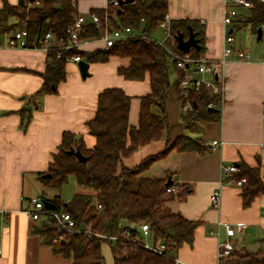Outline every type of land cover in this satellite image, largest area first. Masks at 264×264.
Returning <instances> with one entry per match:
<instances>
[{"label":"crops","instance_id":"obj_1","mask_svg":"<svg viewBox=\"0 0 264 264\" xmlns=\"http://www.w3.org/2000/svg\"><path fill=\"white\" fill-rule=\"evenodd\" d=\"M5 2L19 5L21 1L0 0V10ZM107 5L108 0H79L78 12L88 15ZM168 6L171 20H197L203 25L206 38L201 56L220 58L227 34L233 36L229 45L234 50L250 48L252 54L248 60H239L235 54L228 58L219 121H183L186 111L179 99L170 96V128L123 160L126 167H134L160 153L168 138L184 134L204 141L208 147L204 153L173 149L142 175L171 179L184 188L181 192L188 191L184 197L174 194L166 204L185 218L199 221L193 243L175 251L176 264H217L218 242L228 238L225 228L218 227L219 221L245 224L233 237L236 249L264 247V194L245 207L242 184L226 181L229 174L222 171L223 164L238 167L244 162L259 166L264 180V26L261 39L250 24L235 27L247 16V9L241 8L234 24L224 23L225 0H168ZM7 21L13 24L17 19L8 16ZM14 32L1 33L0 40L7 43ZM104 47L101 39L84 40L81 45L87 52ZM47 60L48 54L39 48L0 47V264H72V258L55 253L43 241L35 231L39 221L28 212L44 185L39 173L50 169L64 133L82 138L88 148L95 145L87 122L94 117L98 95L105 88L120 87L132 97L129 122L135 126L139 125L141 98L151 91L149 74L143 80L126 79L118 68L127 66L128 59L112 56L107 62H89L87 77L78 63L68 62L67 79L58 85L57 93L37 95ZM216 190L221 192L219 206L211 200ZM143 238L153 242L150 236ZM112 257L114 264L113 253Z\"/></svg>","mask_w":264,"mask_h":264},{"label":"trees","instance_id":"obj_2","mask_svg":"<svg viewBox=\"0 0 264 264\" xmlns=\"http://www.w3.org/2000/svg\"><path fill=\"white\" fill-rule=\"evenodd\" d=\"M24 4L4 3L0 10V34L26 27L31 45L38 43L48 31L54 32L55 39L68 40L69 28L78 12L79 0H23ZM168 0H132L119 7L92 10L101 15V26L93 22L85 25L80 35L83 39H100L107 28L130 26L153 35L159 22L168 14ZM8 16H14L16 23L9 24ZM107 17L109 25H105ZM174 36L184 33L189 37L190 29L199 39L200 49L192 48L195 57L205 49V29L197 20H171ZM250 24L255 30L264 26V3L254 2L247 9V16L236 26ZM168 45L178 54L186 52L177 47V42ZM53 49L48 54L46 68L42 73L43 84L37 95L57 93L58 85L67 79L68 58L80 55L88 62H107L112 56L126 57L127 66H120L118 73L126 79L143 80L150 76L151 91L141 98L139 125L129 122L132 97L120 87H107L98 95L95 115L87 122L88 130L96 138L92 148L86 147L82 138L66 132L57 153L53 156L47 172L39 173L45 186L61 189L73 176L82 191L76 192L68 202L60 195L42 198L56 204L57 211L70 212L76 221L75 230H69L56 223L47 209L48 215L39 220L35 231L43 241L51 245L55 253L72 258V264H107L103 254V244L108 243L114 256V264H176L175 251L185 243L192 244L199 221L185 218L166 204L175 195L167 193V187L174 182L166 178H149L142 172L157 159L173 149L178 151H198L204 153L208 147L200 138L184 134L175 139H167L165 148L158 154L143 159L134 167H126L125 157L130 156L141 145L160 139L170 128L167 100L170 96L186 101L181 95V80L184 72L170 59L165 47L158 42L141 37H131L116 42L109 48H98L92 52L82 49ZM173 65L176 79L170 81ZM189 100L192 108L183 113L187 123L219 121L220 95H211L201 87L191 91ZM214 102V107L209 103ZM25 112V109H21ZM30 119V115L28 116ZM80 149L88 157L84 162L68 151ZM236 171L225 179L237 182L242 178V198L245 207L264 194V180L259 166L241 162ZM51 176L46 177L45 174ZM171 181L170 184L168 182ZM187 189L180 192L184 197ZM102 204L103 210L98 208ZM124 222L131 229L124 234L118 225ZM147 223L153 242L158 239L168 244L169 251L159 253L145 246L140 239V225ZM90 229V232L86 230ZM118 236L115 240L103 239L98 234ZM226 264H264V247L257 250L235 249Z\"/></svg>","mask_w":264,"mask_h":264},{"label":"built area","instance_id":"obj_3","mask_svg":"<svg viewBox=\"0 0 264 264\" xmlns=\"http://www.w3.org/2000/svg\"><path fill=\"white\" fill-rule=\"evenodd\" d=\"M254 2L264 3V0H225V13H224V23L227 25L234 24L236 19L240 15L239 9H249L252 7ZM108 7H119L121 4L120 0H108ZM71 27L69 28V37L68 40L64 38L60 40H56L54 36V32L48 31L42 39L31 45L28 39V30L26 27L18 28L15 30L13 35L9 37L7 43H4L0 40V47L8 45L9 47H22V48H39L46 51L47 54L50 53L51 50L59 49V54L61 50H69V49H82L81 45L84 40L81 38V34L85 28V25L93 22L94 24L101 26L103 20H101V15L97 12H90L88 15L86 14H78L74 17ZM111 19L107 17L105 21V25H109ZM171 19L167 14L164 19H162L158 27L162 28L164 31V37L162 39H157L154 35H147L141 30H135L130 26H124L120 28H111L106 30L105 34L100 38L104 42L105 48H109L116 44V42L125 40L131 37H141L144 39H150L158 42L160 45L165 47L169 53L170 59L175 61V64L182 69L184 72L183 78L181 80V95L186 101L183 103L182 108L184 111H187L192 108V102L189 100L191 91L194 89H199L204 87L211 95L219 94L220 101L223 98V89L225 84V69L226 65L229 61V56L231 54H235L237 59L239 60H248L251 57V49H237L234 50L232 46L229 45L230 42L233 41V36L231 34H227L226 37V46L224 47L223 54L220 58H210L207 56H199L195 57L192 53H184L178 54L174 49H172L168 42L171 40L173 43L177 42L176 36H174L171 28ZM178 47V46H177ZM82 60L80 55H71L68 58V61H73L78 63ZM210 108L215 106L214 102H210L208 105ZM218 141L215 140L214 143ZM238 168L236 165H222V171L224 174H231L236 171ZM246 181L245 178L237 181L238 184H243ZM167 193L169 194H177L184 189L177 183L172 184V186L167 187ZM221 192L220 190L214 191L212 194L211 200L215 206L220 205ZM32 209H29L28 212L35 220L44 219L47 215V209L44 200L40 198H35L31 200ZM98 208L103 210L102 204H98ZM52 212V216L56 220V223L62 227H65L69 230H75L76 221L73 218V215L70 212L66 211H57V209H50ZM223 226L225 228V232L228 235L226 240H222L218 242L217 245V264H226L227 259L236 249L235 243L233 241V237L237 232L242 231L245 228V224L243 222H231V221H219L218 227ZM118 228L124 234H130L131 229L126 226L124 222H120ZM141 236H149L150 226L147 223H143L140 225ZM90 232V229L86 230ZM103 239L115 240L118 236H108L105 234H98ZM146 247L151 248L154 251L163 253L169 251L168 244L163 240L158 239L156 242H150L142 239Z\"/></svg>","mask_w":264,"mask_h":264},{"label":"rangeland","instance_id":"obj_4","mask_svg":"<svg viewBox=\"0 0 264 264\" xmlns=\"http://www.w3.org/2000/svg\"><path fill=\"white\" fill-rule=\"evenodd\" d=\"M155 38L157 39H162L164 37V31L162 28L158 27L157 31L153 34ZM176 79V75H175V70L173 65L171 66L170 69V81L174 82ZM78 191H82V188L78 186V184L76 183V180L73 176H71L69 178V181L66 183V185H63L61 187V189L56 188V187H50V186H45L43 184L40 185V191L39 194L37 195L41 200H44L42 198V194L43 192H46V197L47 198H52L55 195H60L61 199H63L62 201L64 202H68L73 195L78 192ZM141 238L143 239V237L141 236ZM104 247L103 248V253L106 255L107 260H108V264H113V257H112V249L111 247L109 248V244L105 243L103 244ZM252 247V246H251ZM250 247L251 250H255L252 249Z\"/></svg>","mask_w":264,"mask_h":264},{"label":"water","instance_id":"obj_5","mask_svg":"<svg viewBox=\"0 0 264 264\" xmlns=\"http://www.w3.org/2000/svg\"><path fill=\"white\" fill-rule=\"evenodd\" d=\"M20 1H21L20 2L21 5H23L24 1L23 0H20ZM120 1H121V3H123V2L132 1V0H120ZM262 34H263V31H262V28L260 27L258 29V38L259 39L262 38ZM176 40H177L178 48L183 52L190 53L192 48L200 49L199 39L196 37V33L193 31L192 28L190 29V34H189L188 38L185 37L184 33L180 32L177 34ZM78 65H79V68H80V71H81L83 77H87L89 75V66L91 64H89L88 61L82 59L81 61L78 62ZM68 152L71 154H75L78 157V159L82 162H84L88 159L87 156H85L83 153H81L80 149L71 148ZM45 176L49 177V176H51V174L46 173ZM170 183H171V181L168 182V184H170ZM44 203H45L46 207L49 209H57L56 204L52 203L49 200H44Z\"/></svg>","mask_w":264,"mask_h":264}]
</instances>
